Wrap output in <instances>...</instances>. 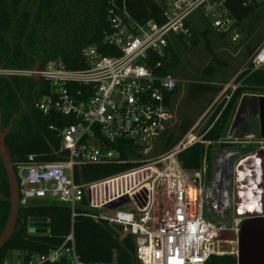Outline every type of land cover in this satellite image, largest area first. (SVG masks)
Here are the masks:
<instances>
[{"label": "built area", "instance_id": "2783aa9c", "mask_svg": "<svg viewBox=\"0 0 264 264\" xmlns=\"http://www.w3.org/2000/svg\"><path fill=\"white\" fill-rule=\"evenodd\" d=\"M240 1L252 6L263 0ZM109 2L112 32L105 44L115 55L87 48L83 70L69 69L63 60L26 71L0 69V76H25L47 86L48 93L36 104L44 116L58 114L75 121L62 131V147L68 153L64 161L40 165L32 156L27 164H14L20 207L41 201L60 203L70 207L73 221L82 214L97 223L107 222L121 236L133 237L138 264H208L213 256L226 255L220 248L227 243L219 240L221 233L238 235L245 220L256 218L241 212V192L236 187L252 175L253 150L264 151V141L244 139L237 116L221 138L206 139L212 126L206 131L208 122L200 127L208 110L167 152L150 160L143 155L175 123L173 98L168 96L182 81L164 70L172 64L169 48H177L176 38H191L208 27L214 36L226 40L231 52L250 39L246 41L247 33L226 0H163L161 24H139L128 14L125 0L121 6L120 0ZM246 66L243 71L264 70V41ZM239 86L235 81L226 86L210 111L224 95L222 103L229 101ZM228 90L231 93L226 95ZM196 145L204 148L201 166L186 169L180 156ZM134 150L140 157L123 158V152ZM120 164L134 165L98 181L76 182L77 168ZM125 198L129 202L124 206L108 209ZM230 255L237 258L236 247ZM63 261L85 264L73 232L47 255L17 253L6 264Z\"/></svg>", "mask_w": 264, "mask_h": 264}, {"label": "trees", "instance_id": "16d2710c", "mask_svg": "<svg viewBox=\"0 0 264 264\" xmlns=\"http://www.w3.org/2000/svg\"><path fill=\"white\" fill-rule=\"evenodd\" d=\"M162 2L163 0H125V5L128 14L139 24L150 21L161 24ZM122 3L123 0H120L118 5L121 6ZM226 6L247 33L246 41L250 39L248 47L251 55L258 47L256 43L262 42L256 35L260 20L256 13L264 8V0L252 6H244L240 0H226ZM110 9L109 0H0V69L29 70L35 67L37 61L45 64L63 60L69 69L83 70L87 68L83 55L87 48L95 47L105 55H115V50L105 44L106 35L112 32L108 19ZM198 32L191 38H176L177 48H169L172 64L165 65L164 73L179 77L178 71H184L181 49L198 48L204 43L206 49L213 53L209 37L213 35L212 31L207 27ZM218 40L222 39L218 37ZM244 43L247 42L243 41L241 45ZM224 45L227 44L224 42ZM227 47L229 48L228 45ZM213 59L215 64L202 71V82L193 83V96L200 98L221 92V87H213L209 81L216 76L218 68H231L226 67L215 55ZM241 81L242 85L231 94V99L224 100L207 123L205 131L211 126L212 129L206 139H219L225 134L246 94L264 93V70L243 71L238 84ZM176 92L169 95L168 100L174 98ZM47 93V86L35 81L0 77L3 129L12 126L6 145L15 165L27 164L32 156L35 157V163L40 165L59 163L67 157L68 153L62 147V131L75 121L58 114L44 116L37 109H24V104L30 107L34 98L40 99ZM222 111V115L218 117ZM191 126L193 122L189 120L180 126L181 134L170 131L165 133L161 138L162 153L175 146ZM203 152L204 148L196 145L184 152L180 161L186 169H199ZM137 157L140 154L135 150L123 152L126 160ZM133 165L85 166L75 169V179L77 183L94 182L124 172ZM10 208L9 182L0 160V236L8 221ZM32 218L47 219L50 224L49 233L30 234L27 225L23 226V221L27 224ZM17 226L20 229L0 250V264L14 260L17 253H26L28 256L47 255L60 248L71 232L74 234L78 255L85 264H138L132 236L123 237L117 228L107 222L97 223L82 214L73 221L70 207L64 204L41 201L29 208H22ZM208 264H237V258L232 255L213 256Z\"/></svg>", "mask_w": 264, "mask_h": 264}, {"label": "rangeland", "instance_id": "374dc122", "mask_svg": "<svg viewBox=\"0 0 264 264\" xmlns=\"http://www.w3.org/2000/svg\"><path fill=\"white\" fill-rule=\"evenodd\" d=\"M258 17L260 18L259 24H258V30L256 31V34L258 33V36L261 38V41H264V8H261L257 13ZM199 33V32H198ZM197 33V34H198ZM212 46V52L208 51L205 47V44H201L198 48H188V49H181L180 55H182V64L184 67V71L180 73V76L178 77L182 82L179 89L177 90L176 94H174L173 98V113H174V125L170 128V133L175 134H181L179 128L182 126L183 122H188L189 120H192L193 126L202 118V116L209 110V114L207 117L204 118V123L200 127V129H203L207 122L211 119L213 114L217 111L218 107L222 105L224 97H222L218 103L214 105V108L212 111H210V107L215 103V101L218 99V96L220 93H222L226 86H228L231 82L235 81L236 84H238V79L241 76L243 72H241L238 76L234 78L233 75H235V69L236 66H238L240 69L243 67L245 62H248L249 58L247 56H250L249 50L247 52L244 49V52H242L240 55L237 54V51H230L227 45H224V41L222 43H219V40L214 39V35L209 36ZM261 42V43H262ZM261 43H256L257 45H260ZM220 60V62H223L227 66H230L231 69H223L218 68V73L216 76L209 81V84L213 87H221L222 90L218 94L210 93L204 97H195L192 95V85L193 83H199L200 78H202V71L204 68L209 67L210 65L215 64V60L213 59L214 55ZM239 85H242V81ZM226 90V89H225ZM231 91L228 90L226 95L230 94ZM250 94V93H249ZM261 94V92H259ZM248 95V94H247ZM245 95L240 102V106L237 111L235 112L236 115H241L242 109L245 110L246 114L248 115L250 113L249 108L250 105L248 104L253 99ZM257 100V99H256ZM255 100V101H256ZM241 111V112H240ZM248 125H249V133L258 135L260 134V126L258 123V120L256 118H253L251 114L248 116ZM191 126V128L193 127ZM189 128L187 132L191 129ZM186 132V133H187ZM162 148H163V141L157 143L154 148L144 154V159L150 160L153 158H156L160 155H162ZM91 211V210H90ZM106 212V210H105ZM107 215H111V213H107ZM218 221V220H216ZM27 226L29 228L30 234H36L33 233L30 221L27 223ZM49 232H45V234H48ZM234 243H222L220 244L221 252H224L226 255H230L234 249H235ZM225 256V255H221Z\"/></svg>", "mask_w": 264, "mask_h": 264}, {"label": "water", "instance_id": "95a60500", "mask_svg": "<svg viewBox=\"0 0 264 264\" xmlns=\"http://www.w3.org/2000/svg\"><path fill=\"white\" fill-rule=\"evenodd\" d=\"M259 104L261 110L260 127L264 138V97L260 98ZM2 122L3 116L0 109V160L6 170L9 182L11 206L8 221L0 236V250L6 246L15 232L20 229L17 223L21 211L19 181L15 172L12 154L6 145V140L11 133V127L3 131ZM128 202L129 200L127 198L118 200L110 204L108 209H117ZM29 221L33 233L45 234V232H48L50 229V224L45 218H32ZM219 240L236 244L238 252L237 264H264V217L245 220L238 235L232 231L224 232L220 234Z\"/></svg>", "mask_w": 264, "mask_h": 264}, {"label": "flooded vegetation", "instance_id": "af4514ba", "mask_svg": "<svg viewBox=\"0 0 264 264\" xmlns=\"http://www.w3.org/2000/svg\"><path fill=\"white\" fill-rule=\"evenodd\" d=\"M43 66V63L40 61H37L35 67L33 69H35L36 67H41ZM22 70V69H20ZM27 70V69H26ZM26 70H22V71H26ZM31 70V69H29ZM2 78H22V79H26V80H32L35 81L37 83H39L38 81L31 79L29 77H25V76H0ZM40 84V83H39ZM247 95V94H246ZM248 97L250 96V98H252L253 100L250 101L248 104L250 105L247 106L249 108V111L251 114V116L253 118H256L258 120L259 126L261 125V110H260V98L264 97V93H248L247 95ZM257 99V100H256ZM39 98H34L33 103L29 106H27L26 104H24V109L26 111L31 110H36V104L38 102ZM256 100V101H255ZM240 106V104H239ZM238 106V108H239ZM237 108V110H238ZM1 109V108H0ZM236 112H239L237 111ZM241 112V111H240ZM242 114L241 115H236L238 120L237 122H239L242 126V128L240 129L241 135L243 136L244 139H251L253 141L256 142H261L264 141V138L262 136V131H261V127L260 129V134L258 135H254V134H250L249 133V125H248V116L245 110L242 109ZM11 130H12V126ZM10 127L3 129V122H2V129L3 131L9 129ZM10 130V132H11ZM9 137V136H8ZM258 147V146H256ZM256 149V148H255ZM253 155L254 157L250 160L252 167V175L250 177H248L245 180H242L236 187V189H238L239 192H241V197L239 199L240 201V208H241V212L244 213L245 215L249 214L250 216H254V217H264V151L261 150H257L254 151L253 150ZM230 213H232V211H230ZM24 226V225H23Z\"/></svg>", "mask_w": 264, "mask_h": 264}, {"label": "crops", "instance_id": "0c3cea01", "mask_svg": "<svg viewBox=\"0 0 264 264\" xmlns=\"http://www.w3.org/2000/svg\"><path fill=\"white\" fill-rule=\"evenodd\" d=\"M214 39H217L218 40V37H214ZM222 41H224L225 43H226V40H221V41H219V43H222ZM224 44V43H223ZM227 44V43H226ZM246 48V49H245ZM244 49H245V51L247 52V50H249V47H248V43H244L240 48H239V50L237 51V54L238 55H240L242 52H244ZM245 53V52H244ZM246 64H247V62H245L244 63V65H243V67L240 69L238 66H236V71H235V75H233L234 76V78L236 77V76H238L241 72H243V69L245 68V66H246Z\"/></svg>", "mask_w": 264, "mask_h": 264}]
</instances>
